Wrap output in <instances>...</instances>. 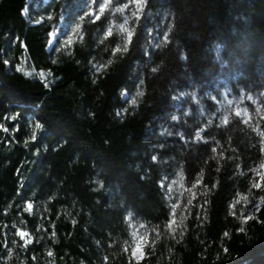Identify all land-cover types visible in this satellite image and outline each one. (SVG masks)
<instances>
[{"label": "trees", "instance_id": "obj_1", "mask_svg": "<svg viewBox=\"0 0 264 264\" xmlns=\"http://www.w3.org/2000/svg\"><path fill=\"white\" fill-rule=\"evenodd\" d=\"M76 1L0 0V264H264V0Z\"/></svg>", "mask_w": 264, "mask_h": 264}, {"label": "rangeland", "instance_id": "obj_2", "mask_svg": "<svg viewBox=\"0 0 264 264\" xmlns=\"http://www.w3.org/2000/svg\"><path fill=\"white\" fill-rule=\"evenodd\" d=\"M29 1V0H28ZM41 2H47L48 0H39ZM102 6L98 5L97 3H93L92 0H77L71 9L74 10L75 13L81 14V15H88L90 18L95 19L98 14L101 12L100 8ZM23 15H26V11H23ZM65 14H61V17L57 21L56 26L52 29V31L48 35V43H47V50L52 46V44L57 41L60 44L67 43L70 35L72 34V29L70 28L69 24L65 22L64 20ZM122 99L126 98L125 94L121 95ZM222 106L219 108L221 110L225 109L228 106H231L233 111L243 117L247 115V112L245 111V106L243 105V98L240 99H233L229 100L223 96ZM249 103L257 110H264V87L262 88L261 92L259 94H250L247 97ZM182 95L175 98L174 102L172 103V109H173V117L177 115V113L181 112L184 113L185 109H182ZM217 103V102H215ZM218 110V109H217ZM27 126H29L27 124ZM2 129V128H1ZM15 126H11V130L8 131H14ZM4 132V135H2V139L5 138V133H7V130L5 128L2 129V133ZM32 129L30 127L26 128V131L22 137L25 141H31L32 140ZM257 178L260 180L264 178V150H263V160L262 163L257 168L256 172ZM165 186V192L168 195H171L173 192L176 191L178 187V182L176 179H169L164 182ZM128 230H129V236H130V252L134 260H139L142 257V248L145 243V236L140 231L137 224H135L132 220H130L129 216L125 217Z\"/></svg>", "mask_w": 264, "mask_h": 264}, {"label": "snow or ice", "instance_id": "obj_3", "mask_svg": "<svg viewBox=\"0 0 264 264\" xmlns=\"http://www.w3.org/2000/svg\"><path fill=\"white\" fill-rule=\"evenodd\" d=\"M136 2H137L138 4H140V3L143 2V0H136ZM100 11H101V12L104 11L103 7L100 8ZM97 19H99V16H97ZM109 34H111V33H109ZM40 127H41L40 124H36V128H37V129H39ZM31 207H32V205L29 204V205H28V208L31 209ZM18 235H19L20 237H26V236H27V233H25V232H19Z\"/></svg>", "mask_w": 264, "mask_h": 264}]
</instances>
